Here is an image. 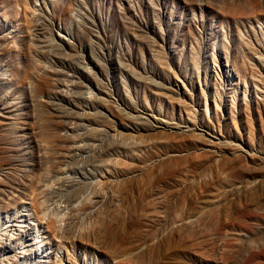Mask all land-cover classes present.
I'll use <instances>...</instances> for the list:
<instances>
[{
	"label": "rangeland",
	"instance_id": "obj_1",
	"mask_svg": "<svg viewBox=\"0 0 264 264\" xmlns=\"http://www.w3.org/2000/svg\"><path fill=\"white\" fill-rule=\"evenodd\" d=\"M263 175L264 0H0V264H264Z\"/></svg>",
	"mask_w": 264,
	"mask_h": 264
},
{
	"label": "bare ground",
	"instance_id": "obj_2",
	"mask_svg": "<svg viewBox=\"0 0 264 264\" xmlns=\"http://www.w3.org/2000/svg\"><path fill=\"white\" fill-rule=\"evenodd\" d=\"M242 159H243V157H240V156L235 154L234 160H242ZM260 164H263V163H260ZM252 182H255V185H253L250 188V193L251 194H252L253 191L261 190V189L264 188V175L260 179H247L246 180V186H248Z\"/></svg>",
	"mask_w": 264,
	"mask_h": 264
}]
</instances>
